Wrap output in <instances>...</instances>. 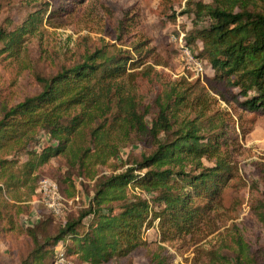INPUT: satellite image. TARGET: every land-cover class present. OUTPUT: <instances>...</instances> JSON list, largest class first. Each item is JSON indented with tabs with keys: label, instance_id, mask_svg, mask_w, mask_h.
<instances>
[{
	"label": "trees",
	"instance_id": "16d2710c",
	"mask_svg": "<svg viewBox=\"0 0 264 264\" xmlns=\"http://www.w3.org/2000/svg\"><path fill=\"white\" fill-rule=\"evenodd\" d=\"M251 1L264 6V0ZM250 5V0L198 5L197 17L207 16L210 24L194 28L186 40L200 41L202 49L196 56L211 69L214 80L237 88L243 98L240 106L259 113L264 112V7ZM63 12L50 18L62 17ZM43 19L34 13L12 32H0V54L15 58L26 36L35 34ZM145 64L144 57L134 59L126 51L100 48L52 77L36 76L39 93L4 109L0 155L23 153L26 157L23 163L0 157V237L11 231L24 237L19 241L24 251L16 244L14 259L6 260L9 264H53L54 249L60 243L74 264H118L147 247L142 230L155 220L161 242L191 236L204 224L205 209L219 201L232 172L221 150L226 127L205 124L206 105L194 119L179 118L186 97L177 86L155 98L157 111L148 123L152 107L139 105L134 86L125 88L128 80L131 86L140 76L151 77L152 67ZM140 67V72L135 71ZM42 132L56 145L40 152L28 150ZM119 134L125 135L120 141L133 136L150 151L122 172L99 173L97 167L109 166L124 148L112 140ZM84 135L89 137L85 147L76 144V138ZM58 157L66 161L64 173L55 177L57 181L52 179L60 193L66 199L75 198V179L92 184L88 205L57 227L50 214L40 215L39 222L20 230L16 218L31 209L27 202L41 179L39 169ZM20 190L26 191V198L11 203V194ZM202 201L205 206L200 205ZM263 211L261 205L256 214L261 221ZM233 242L238 248L233 264H245L247 245L239 235L233 236ZM164 250L147 252L149 263L169 264L173 257Z\"/></svg>",
	"mask_w": 264,
	"mask_h": 264
},
{
	"label": "rangeland",
	"instance_id": "374dc122",
	"mask_svg": "<svg viewBox=\"0 0 264 264\" xmlns=\"http://www.w3.org/2000/svg\"><path fill=\"white\" fill-rule=\"evenodd\" d=\"M250 3L251 8L263 10L261 4L251 0ZM198 5L213 6L215 0H0V32H12L34 13L44 16L37 32L26 36L24 46L15 58L0 54V118L4 109L39 93L36 76L52 77L62 68L79 64L85 55L105 47L111 52L126 51L134 59L144 57L145 65L152 67L150 78L140 76L131 86L128 80L125 87L134 86L139 105L152 107L146 118L148 123L157 111L153 104L155 98L177 86L186 97L179 118L194 119L206 105L208 109L202 118L205 124L226 127L221 150L232 172L219 201L205 209L204 224L191 236L173 242H161L158 226L157 231L148 236L142 232L147 247L118 264H150L146 253L155 252L159 247L165 249L162 253L173 257L169 264H226L227 259L233 264L238 249L233 242L234 235L241 236L247 245L245 264H264V221L256 216L260 206L264 207V112L244 110L240 106L243 98L239 96V90L216 82L209 67L199 78L183 70L173 39L183 38L192 53L200 54L201 42L186 40L194 28L201 29L210 24L207 16L197 17ZM63 8L67 10L65 13ZM56 12H63L62 17L50 18ZM141 44L146 46L134 52L133 48ZM2 50L0 43V52ZM156 60L159 65H154ZM124 136L119 134L117 139H112L115 144H120L119 148L122 145L124 148L109 166H98L99 173L122 172L150 151L133 136L120 141ZM112 138L116 136L112 135ZM88 139L87 135L77 137L76 144L85 147ZM0 157L15 159L18 163L26 159L23 153ZM65 162L64 157L50 160L39 169L41 178L56 180L55 177H60L66 170ZM205 165L212 166L208 162ZM75 183L78 201L64 218L54 219L56 227L74 218L93 195L92 184L80 183L79 179H75ZM129 194L132 196L131 192ZM25 198L26 191L20 190L11 194L9 200L16 204L13 200ZM33 198L36 202L28 204L29 212L19 216L22 222L24 217L33 222L36 214L50 215L38 202L36 194ZM204 204V201L200 202V205ZM262 213L264 215V211ZM16 244L24 251L22 242ZM0 264L9 262L3 258Z\"/></svg>",
	"mask_w": 264,
	"mask_h": 264
},
{
	"label": "built area",
	"instance_id": "2783aa9c",
	"mask_svg": "<svg viewBox=\"0 0 264 264\" xmlns=\"http://www.w3.org/2000/svg\"><path fill=\"white\" fill-rule=\"evenodd\" d=\"M173 41L177 43L179 60L182 63L183 70L189 71L195 77H203L207 72V64L199 59L196 54L192 53L189 46L183 41V38H179L178 40L174 38ZM55 145V142L51 141L50 136L42 132L36 137V140L33 141L27 149L40 152L47 146ZM35 194L38 196V202L56 219L64 218L66 214L70 212L73 204L78 201V195L73 199H66L64 196H62L58 184L49 178H41L38 181ZM147 196L148 195L145 197ZM32 201L34 203L36 202L34 198ZM23 220L25 226H32L39 222L40 215L36 214L35 220H33V222H31L27 217H24ZM157 224L158 220H155L152 226H144L143 234L148 236L151 232H154L155 230L157 231ZM53 264H74L68 258L63 243H60L54 249Z\"/></svg>",
	"mask_w": 264,
	"mask_h": 264
},
{
	"label": "crops",
	"instance_id": "0c3cea01",
	"mask_svg": "<svg viewBox=\"0 0 264 264\" xmlns=\"http://www.w3.org/2000/svg\"><path fill=\"white\" fill-rule=\"evenodd\" d=\"M32 200L27 203L33 204L34 202ZM16 224L20 230H25L26 226L20 217L16 218ZM23 239V235L12 231L3 234L2 237H0V259L5 258L7 261L14 259V251L16 249L15 245Z\"/></svg>",
	"mask_w": 264,
	"mask_h": 264
}]
</instances>
